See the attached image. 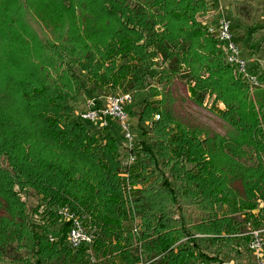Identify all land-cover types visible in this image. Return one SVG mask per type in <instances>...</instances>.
<instances>
[{
    "label": "trees",
    "instance_id": "obj_1",
    "mask_svg": "<svg viewBox=\"0 0 264 264\" xmlns=\"http://www.w3.org/2000/svg\"><path fill=\"white\" fill-rule=\"evenodd\" d=\"M42 1L74 10L71 0ZM210 3L76 0L80 22L67 18L52 38L33 31V16L0 24V264H114L115 256L123 264L144 257L146 264H222L243 257L246 223H264V214L250 216L264 203V75L252 86L227 63L221 42L197 20ZM71 67L86 74L92 97L111 86L130 93L127 85H141L140 69L161 68L163 88L151 89L139 117L150 131L127 171L129 156L120 160L107 133L112 121L97 135L80 113L73 121L86 88ZM176 79L196 106L212 100L210 111L229 126L226 136L177 118L166 94ZM30 191L42 202L33 215L43 209L49 219L43 226L28 216ZM57 206L89 217L98 234L92 248L69 249L67 225L55 226Z\"/></svg>",
    "mask_w": 264,
    "mask_h": 264
},
{
    "label": "rangeland",
    "instance_id": "obj_2",
    "mask_svg": "<svg viewBox=\"0 0 264 264\" xmlns=\"http://www.w3.org/2000/svg\"><path fill=\"white\" fill-rule=\"evenodd\" d=\"M71 1L74 4V10L69 11V8H67L69 12L66 11L65 14L58 11L52 3L49 5L42 0H28L29 3L31 2L33 10L30 4L28 5V2H25L24 0H0V24L10 23L18 18H23V16H33L31 24L36 25V23L39 22L41 26L38 30L34 25L32 28L33 31L38 32L40 29H43L50 35L48 36L52 38V33L58 34L60 31L59 29L67 24V18L71 20L75 18L80 22V15L78 10L75 9L76 0ZM210 2V9H208L206 13H201L197 16L198 22L207 26L208 32L217 40L216 31L219 28L218 23L223 19L227 20L230 25H232L233 39H235V43L239 46L241 54H243V57L248 64V72L257 78L264 75V53L261 50V46L264 44V0H210ZM37 12H41V16L43 17H40V15L35 16ZM221 47L225 52L224 47ZM167 67L168 64L165 68ZM232 68H234L235 72L238 74V70L235 67ZM70 69L79 85L86 88V92H84L82 97H80L73 105L74 112L72 118L73 121H78V114L85 109L86 99L91 98L92 96L89 91V86H87L86 74L77 67H71ZM161 71L160 67L142 68L138 72V76L141 78V85L133 90H130V85H127L125 88L133 95L134 99L126 108L128 114H130L131 128H133L135 142L134 149L137 148V145L143 138V131H150V127L147 124L139 123V117L141 114L140 112L145 106V102L152 101L150 97L151 89L156 88L160 91L163 88V85L157 83V78H159ZM132 85L135 86V84ZM111 87L110 90L106 92V96L123 93L121 88L113 89ZM166 94H168V98L172 101L174 112L181 122L190 126H205L218 132L222 136H226L229 126L225 124L216 113L210 111L212 100L207 101L204 107L196 106L191 101V98H189L186 84L179 79L174 80L171 85L168 86ZM220 108L222 109L223 107L220 106ZM110 128L109 131H106L115 137V140L118 143L119 157L120 160L123 161L128 157L129 144L124 141L122 131L116 123L112 122ZM91 129L93 135H97L100 132L106 133V131L98 127H91ZM166 174L169 175L168 172ZM121 176L123 178L127 177L125 174H122ZM127 188L130 190V186H127ZM238 189L240 190V187ZM23 201L27 204V209L29 210L28 216L31 221V218H36L33 213L42 205V202L32 191H30L28 197L24 198ZM259 203V208L250 212L251 220L260 219L264 214V212H261L260 210L264 209V203L261 201H259ZM40 213L41 214L36 220H38L40 225L43 226L44 223L49 222V219L47 218V215L43 213V209ZM3 215V202L0 201V216ZM55 226L60 227V224L57 223ZM134 231L137 233L139 229L136 227ZM22 254L25 255L24 252ZM114 258V264H123L120 258L116 256ZM146 259L147 258L144 257L143 264H146ZM236 264H245V260H239Z\"/></svg>",
    "mask_w": 264,
    "mask_h": 264
},
{
    "label": "built area",
    "instance_id": "obj_3",
    "mask_svg": "<svg viewBox=\"0 0 264 264\" xmlns=\"http://www.w3.org/2000/svg\"><path fill=\"white\" fill-rule=\"evenodd\" d=\"M218 26L216 37L225 49L228 64L235 67L252 86H258L257 77L248 72L247 62L241 54L239 46L235 43V39H233L232 25L223 19L218 23ZM133 100V95L128 92L88 98L85 102V109L79 114L82 122H88L100 129H107L111 121L118 125L122 131L124 141L129 144V157L123 162L125 171L137 159L132 154L135 146L134 134L130 124V116L126 110ZM159 119L160 116L157 115L156 120ZM52 212L58 218L60 226L67 225L68 232L65 243L71 251H79L82 248H92L94 246L98 234L97 229L90 224L88 216L77 215L68 207L63 206H57ZM245 227L244 233L240 236L245 235L249 240L245 247V254L239 260L244 259L245 264H264V223L256 227L251 222H247ZM58 240L55 236L50 235L49 237L50 243H58ZM239 260L229 258L222 264H236Z\"/></svg>",
    "mask_w": 264,
    "mask_h": 264
}]
</instances>
